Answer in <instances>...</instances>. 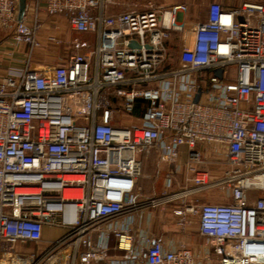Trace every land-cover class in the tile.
I'll use <instances>...</instances> for the list:
<instances>
[{"label":"built area","instance_id":"obj_1","mask_svg":"<svg viewBox=\"0 0 264 264\" xmlns=\"http://www.w3.org/2000/svg\"><path fill=\"white\" fill-rule=\"evenodd\" d=\"M40 1L87 37L65 40L53 20L46 43L64 55L34 69ZM27 2L18 19L19 0H0L3 41L24 46L0 76V264H264V0L211 1L198 19L184 3ZM151 149L172 165L184 150V172L140 198ZM158 206L180 232L196 226L202 256L142 225ZM44 226L64 233L42 246Z\"/></svg>","mask_w":264,"mask_h":264},{"label":"crops","instance_id":"obj_2","mask_svg":"<svg viewBox=\"0 0 264 264\" xmlns=\"http://www.w3.org/2000/svg\"><path fill=\"white\" fill-rule=\"evenodd\" d=\"M27 3L28 2L26 0V5ZM40 9L41 18L45 23V27L44 30L40 31L39 33V39L42 42L43 47L37 51L35 54L36 57L40 59H48L53 57L50 56L52 52L49 51L51 45L49 46L46 43V34L50 31H54L53 28L49 27L53 20L56 21L60 26V31L56 32L55 30L56 34H58L60 37L64 39L67 36L69 39L75 38V35H78L76 36L78 38L87 37L86 34L73 31L64 18L60 16H56L54 18L48 17L44 11V3L42 1H40ZM10 30L11 28L0 29V76H3L7 73V68L9 66L14 68L24 66V57L22 53L24 46L20 45L19 47L11 48L7 43H5V41H3L9 35ZM6 32L7 34L2 36ZM56 57L57 60L59 56ZM35 60L33 57L30 62L31 68H41L38 67L39 65L34 64L33 61ZM139 157L141 159V173L137 181L136 191L140 198H150L159 195L164 188L165 175L172 169V167H176L174 172V178L176 182L173 185V188L178 189L177 182L180 177H182L181 175L184 171L177 168L178 164L184 163L186 159V153L184 150H182L180 156L178 157L176 165L167 164L165 161L161 160L158 156V153L153 149L140 153ZM215 200H217V197H215ZM136 214H142V225L146 227L156 238L161 239L167 248H173L179 242H184L192 249L194 253L200 254V256H202L205 249V244L202 237H200L197 233L196 226L194 225L190 227L186 233L180 232L176 223V218L172 215V207L158 206L150 209L147 208ZM63 233V230L59 228L44 226L42 230V241L40 244L42 246H48L52 241L63 235ZM28 245V249H26L27 252L35 250V244L32 245V243H30ZM21 251L23 250L15 247V252Z\"/></svg>","mask_w":264,"mask_h":264},{"label":"rangeland","instance_id":"obj_3","mask_svg":"<svg viewBox=\"0 0 264 264\" xmlns=\"http://www.w3.org/2000/svg\"><path fill=\"white\" fill-rule=\"evenodd\" d=\"M211 1H218L221 2L222 4L229 5V6H235V5H240L243 2H257V1H262V0H115L116 5L114 6L113 10L114 12H120L124 11L130 8H144L146 6H154V5H163V6H168L172 4H177V3H184L188 7V17L191 19H198L203 17V13L205 11V8L207 4ZM7 34L4 33L2 36H5ZM78 35H75V37ZM69 37H65V40H68ZM50 46V45H49ZM171 50L175 53L177 51L176 49V42L171 41L170 42ZM50 50L52 53L50 56H53L52 58L48 59H40L34 56V62L35 65H39L38 67L42 66H47L51 65L54 62H56V56H63L64 50L66 48L65 44L62 45H57V46H50ZM34 245V244H32Z\"/></svg>","mask_w":264,"mask_h":264},{"label":"water","instance_id":"obj_4","mask_svg":"<svg viewBox=\"0 0 264 264\" xmlns=\"http://www.w3.org/2000/svg\"><path fill=\"white\" fill-rule=\"evenodd\" d=\"M25 6H26V0H19V6H18V19H21L22 15L24 14L25 11ZM215 74L220 76L221 75V69H216ZM199 94H200V89L198 90L194 101H197L199 98Z\"/></svg>","mask_w":264,"mask_h":264},{"label":"bare ground","instance_id":"obj_5","mask_svg":"<svg viewBox=\"0 0 264 264\" xmlns=\"http://www.w3.org/2000/svg\"><path fill=\"white\" fill-rule=\"evenodd\" d=\"M122 244H124V246H127L128 245V242H125V243H122Z\"/></svg>","mask_w":264,"mask_h":264}]
</instances>
